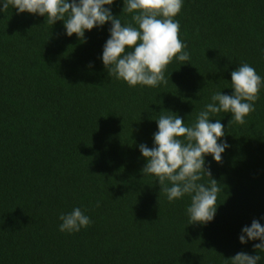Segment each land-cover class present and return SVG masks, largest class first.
<instances>
[{"label": "trees", "instance_id": "16d2710c", "mask_svg": "<svg viewBox=\"0 0 264 264\" xmlns=\"http://www.w3.org/2000/svg\"><path fill=\"white\" fill-rule=\"evenodd\" d=\"M124 3L106 7L135 26ZM175 19L190 60L174 59L166 84L129 87L102 61L111 23L81 43L63 22L0 12V264H230L238 252L264 256L253 247L260 241H239L253 219L264 225V85L244 124L228 128L231 114L211 117L224 125L219 142L230 145L220 164L205 157L220 183L212 222L190 224L191 197L169 202L158 178L142 176L139 150L155 146L161 111L191 126L213 93L232 95L240 64L264 80V0H183ZM77 207L90 225L61 232L60 215Z\"/></svg>", "mask_w": 264, "mask_h": 264}, {"label": "clouds", "instance_id": "9594fccd", "mask_svg": "<svg viewBox=\"0 0 264 264\" xmlns=\"http://www.w3.org/2000/svg\"><path fill=\"white\" fill-rule=\"evenodd\" d=\"M114 0H3L0 12L9 7L18 14L29 13L45 17V23L55 25L63 22L68 37L77 36L85 43V33L94 28H103L111 23L110 38L106 41L102 61L109 76L122 80L129 87H156L166 84L164 72L174 60L187 62L190 54L187 45L181 41L180 23L175 17L181 12L183 0H125L123 12L136 13L132 23L122 24L120 16L113 15ZM91 66V65H90ZM232 95L215 92L211 102L198 113L191 126L175 113L167 111L154 119L158 131L154 134V147L140 144L139 150L147 163L142 176L158 178L162 193L169 202L189 195L191 204L187 208L190 224L212 222L217 212L220 191L218 181L212 177L210 167H205L206 156L222 163V156L230 145L220 119L212 122V116L219 113L231 114L228 128L233 124H244L245 118L255 111L258 93L264 80L248 63H242L231 72ZM207 83V81H206ZM199 95V93L197 94ZM208 177L206 183L200 182ZM170 184V186H169ZM61 232H79L87 228L91 220L80 208L61 214ZM260 241L253 245L257 253H264V225L253 219L239 236L241 244ZM264 259L260 254L249 255L238 252L228 259L230 264H258Z\"/></svg>", "mask_w": 264, "mask_h": 264}]
</instances>
